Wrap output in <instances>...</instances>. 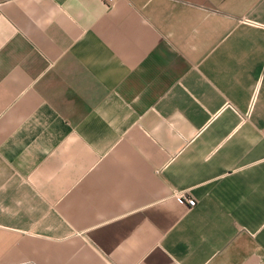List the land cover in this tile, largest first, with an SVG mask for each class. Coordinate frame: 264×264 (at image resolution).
<instances>
[{"label": "crops", "instance_id": "1", "mask_svg": "<svg viewBox=\"0 0 264 264\" xmlns=\"http://www.w3.org/2000/svg\"><path fill=\"white\" fill-rule=\"evenodd\" d=\"M0 264H264V0H0Z\"/></svg>", "mask_w": 264, "mask_h": 264}, {"label": "built area", "instance_id": "2", "mask_svg": "<svg viewBox=\"0 0 264 264\" xmlns=\"http://www.w3.org/2000/svg\"><path fill=\"white\" fill-rule=\"evenodd\" d=\"M113 1H114V0H104V2H105L106 4H109V3L113 2ZM186 203H187L188 206H190V207L195 206V201H194L193 199H188V200L186 201Z\"/></svg>", "mask_w": 264, "mask_h": 264}]
</instances>
